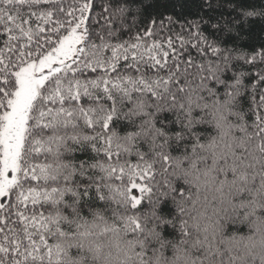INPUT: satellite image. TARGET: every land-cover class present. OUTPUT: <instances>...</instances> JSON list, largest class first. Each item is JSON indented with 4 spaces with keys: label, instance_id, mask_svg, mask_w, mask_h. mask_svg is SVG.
<instances>
[{
    "label": "snow or ice",
    "instance_id": "snow-or-ice-1",
    "mask_svg": "<svg viewBox=\"0 0 264 264\" xmlns=\"http://www.w3.org/2000/svg\"><path fill=\"white\" fill-rule=\"evenodd\" d=\"M262 157L264 8L0 0V264H152L150 242L200 231L185 205L208 191L252 231L217 220L193 242L201 264H264Z\"/></svg>",
    "mask_w": 264,
    "mask_h": 264
},
{
    "label": "clouds",
    "instance_id": "clouds-1",
    "mask_svg": "<svg viewBox=\"0 0 264 264\" xmlns=\"http://www.w3.org/2000/svg\"><path fill=\"white\" fill-rule=\"evenodd\" d=\"M213 135L216 134L215 131L212 132ZM261 164L264 165V157L261 159ZM203 166V165H202ZM261 179H264V175H260ZM260 185L258 186V188ZM204 193H202L203 197ZM213 197H216V201L213 202ZM261 202L264 203V189H262V195L260 197ZM186 208L190 210L185 218L188 220L190 225L199 224L200 231H192L191 236L187 237V243L185 245H180L179 250L174 248L172 245L175 243L176 237L174 235H164L160 243L156 241L150 242V259L152 264H201L199 255H202L200 248L194 247V240L199 237L203 238L205 235L208 236L209 241L211 242L214 229L213 225L216 224L217 220L221 217H224L226 214L237 216L239 214L240 208H236L235 211L229 213V209H232V206L227 202L221 203L219 196L214 191L207 192V200L201 199L193 208L191 201L186 202ZM171 207V206H170ZM243 215L239 216V219L235 221L230 228L228 229L229 233L231 232H240L242 229L243 232L241 235H248L252 231L251 225L248 221L244 220V212L247 209H243ZM257 214L261 217H264V208L258 209ZM151 218H149L150 221ZM254 217H249V220H254ZM259 232L256 233L254 249L255 253L260 254L264 253V218L258 222ZM207 229V231H205ZM161 232H164V229H161ZM215 239L219 241L221 239L220 233H215ZM163 244V246H161ZM229 246L233 249L237 247L241 249L242 254L246 255L247 250L244 249V243H234L229 242ZM154 249V250H153ZM89 264H105V261L101 260L99 262H93L89 260ZM110 264H117L116 261H111ZM203 264H221L219 259H204ZM237 264H253L250 260L241 259Z\"/></svg>",
    "mask_w": 264,
    "mask_h": 264
},
{
    "label": "trees",
    "instance_id": "trees-1",
    "mask_svg": "<svg viewBox=\"0 0 264 264\" xmlns=\"http://www.w3.org/2000/svg\"><path fill=\"white\" fill-rule=\"evenodd\" d=\"M248 3H251L253 5H255V9H262L264 8V0H247ZM250 22L256 23L257 25L259 24V19L258 18H250ZM235 135H239V133H234ZM262 159V158H261ZM185 167H187V164H184ZM252 170H250L251 172ZM255 177L252 183H250L248 185L249 188H251L253 190V192L258 188V186L261 183V176H260V172L264 171V168H262V164H258L255 168ZM252 199V194L249 193L248 191L243 192L242 194H238L235 196V200L234 202L239 204L241 201H247ZM170 210V207H165L164 211L165 213H167ZM232 211V209H229V213ZM243 209L239 210V214L237 216H232V215H228L226 214V216H230L231 219L225 220L223 219V217L220 218L221 223L224 226V229L227 233H229L228 229L230 228V226L239 219V216L243 215ZM167 234V233H166ZM230 234V233H229Z\"/></svg>",
    "mask_w": 264,
    "mask_h": 264
}]
</instances>
